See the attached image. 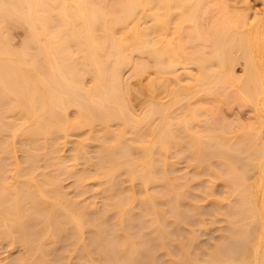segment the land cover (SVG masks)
Returning a JSON list of instances; mask_svg holds the SVG:
<instances>
[{"label": "bare ground", "instance_id": "1", "mask_svg": "<svg viewBox=\"0 0 264 264\" xmlns=\"http://www.w3.org/2000/svg\"><path fill=\"white\" fill-rule=\"evenodd\" d=\"M95 1L0 0V29L8 21H12V24H14L13 22L17 23V25L23 24L21 26H25L27 30L26 45L20 50L10 48L6 38L0 36V110H11V112L15 110L18 114L17 117L15 116L18 118L17 122L13 124L9 123L11 122L10 119L8 121L5 120L8 122L7 126L10 128L8 132L10 133H7V135L9 134L8 136L4 133L3 137H1L2 133H0V138H3V141L5 139L3 143H1L2 139H0V150L2 153L5 152L6 155L9 152L11 153V148L15 144L13 142L16 132L22 129V136L24 135V137L21 139V136L20 140H23V143L28 141L31 145H29L30 147L27 146L26 142L22 143V148L21 145H18L22 150L24 147L23 151L26 153L25 162L27 160V162L32 163L33 161L35 163V158L39 154L36 153L37 155H35L33 145L35 144L34 139H37L39 135L47 138L46 135L52 132H66L71 125L74 127L81 125L91 127L94 121L100 122L102 127H105V130L109 128L103 125H107L105 123L110 119H119L122 121V125L128 123L132 119L130 117L133 114L130 115L132 112L126 105L127 99H125L124 95L126 94L127 86L121 78V70L125 65L131 63L130 54L132 52H137L138 56L140 53L145 54H142L144 59L141 58V54L139 56L142 60V62L141 60L138 62L139 68L134 67L133 69L136 75L147 69L148 62V68L152 64L155 74L167 73L166 71L169 73L168 68L174 69L180 63L193 65L194 71L189 66L187 67L191 69L190 71L182 65L186 69L183 78L187 82H184L183 90L186 91L187 87V91L180 92L186 93L185 95L178 93L180 95L175 98H186L200 91L213 94L216 97L219 95H223V97L230 95L231 98L238 99L241 103L251 104L254 120L247 126L245 124L237 125L242 128V130L240 129L241 132L239 131L236 135L229 136L231 129L225 128L227 126L226 123L221 121L222 124L218 123L219 126L215 124L213 126V118L212 120L210 119V124L204 122L206 120L205 109L203 110L204 113L201 110L204 117L199 114L196 115L198 110L201 109L199 107H196V109L192 108L191 110L193 111H189L190 113L187 110L186 112L189 115L185 116V112L182 118H179L178 115L176 117L179 119L171 117L176 119L175 123L173 119L172 123L169 118L167 120L163 117L159 130L156 129V134H154L155 130L154 132L151 131V139H148L151 142L146 141L147 144H150L145 146L143 145L144 141L140 139V142L139 140L131 142L136 143V147L131 144L133 148H137V145H140L138 148L140 147L139 150L141 149L143 152L140 151L139 153L137 148V153L141 155L138 154L140 156L137 157L140 160H138V163L135 162L137 161L135 160L136 158L130 157L133 158L135 165L129 162L132 160L130 158L126 161V164L129 162L126 167L128 176L131 179L137 177L139 185L142 186L147 185L149 182L156 183L161 177L164 185L161 182H159V185L161 183L160 186H165L166 191L169 190L165 184L166 178L158 175V180L154 174L155 172H153V167L155 166V157H158V160L162 158L160 154H163L165 149L167 150L171 144L173 146L178 144L175 146L176 148L177 146L181 148L184 144L185 148H191L192 155H189V157L191 156L190 158L196 164H200L207 159L217 158L213 162L216 165L215 169H217H214V173L211 170V173L222 178V184L224 187L226 186V190L222 198H213L212 201L220 207V199H228V207L226 206L227 208L223 215L225 216L224 220L229 225L225 228V232L219 235V239L213 242L210 250L204 253L195 252L194 258L187 251L186 254H189L188 257L190 258L187 262L190 263L189 261H191V264H264V0H262L263 7L261 11L254 12L252 17L248 15L246 10L229 6L225 0H222L225 4L219 10L220 15L211 18L212 23L206 22L208 25L201 21V18L205 16V20L206 16H209L208 13L212 10L211 4L214 2L210 0H111L110 2L112 3L110 4L109 2V6L105 0H98L99 2L101 1V3L98 2L99 4L95 3ZM103 3L107 4L104 6ZM145 18L147 19V24L141 25V23H145ZM171 23L172 26H170ZM185 23L188 24L187 28L184 25ZM183 28L186 30L184 34L186 35L184 38L186 41L180 39L183 35H179L184 30ZM181 40L184 42H181ZM145 59L148 61L145 62ZM237 59H241L243 64V74L240 76L233 74V63ZM138 64L136 63L135 65L137 66ZM85 74H90L91 76L92 83L89 86L84 85L83 77ZM161 77L163 78V75ZM161 77L156 78V80H160H157L158 82L150 79L147 83L151 81L153 85L154 82L160 83L163 80L166 83L168 78L167 80H162ZM173 77H175L174 80L179 81L177 79L178 75ZM157 83L154 84L155 86L150 85L151 89L148 86V89L152 90L153 88L154 91V88L159 85ZM162 84L164 83L162 82ZM146 87L145 89L148 90ZM181 87L179 85L178 88L180 89L178 90L181 91ZM154 104L156 106V103ZM154 104L152 105L154 106ZM158 104L160 105H157L158 108L156 106V111L159 107L160 110L163 109L165 111L164 104L159 102ZM152 105L150 107L153 111L155 106L152 108ZM69 106L73 107L76 115L74 123L72 122L71 124L66 113V109ZM148 110H150L149 107L146 112ZM152 111H148L150 112L148 113L149 116L155 115L156 112L152 113ZM163 111L158 112L161 115ZM156 115L159 116L158 113ZM144 117L145 119H143ZM200 117L205 120H202V122ZM133 119L135 118L133 117ZM148 119V117L146 119V116H143L140 120L138 118V121L144 120L142 122H145ZM192 119L204 123L198 124V127L201 126L202 128H191L189 121H192ZM5 121H2V123L0 121V126H2L0 131L2 132H4L3 130L6 127L7 122ZM133 121L131 120L129 123L132 124L131 122ZM159 121H161V117ZM136 124L129 125V127L133 128ZM195 124L197 126L196 122ZM72 126L71 128H73ZM121 128L123 129L124 127ZM121 128L119 129L121 132L118 131L119 133H123ZM101 130L103 131V129ZM105 130L104 132L101 131L100 137V133L96 134L98 139H101V137L102 139L105 138L103 139L104 141L102 139L100 141L102 142V147H100L102 151L100 157L99 155L97 156L99 172L114 168L121 162L119 161L121 160L120 156L124 157L123 151L121 150L122 152H120L118 150L120 148L112 146L113 141L108 142L107 140V136L113 134L112 132L110 134L106 133L105 137L102 136L105 135ZM108 131L106 130V132ZM261 131L263 134L260 137ZM118 132L117 134H119ZM173 142H176V144L174 145ZM127 145H124L122 149H127ZM131 145L129 146L131 147ZM185 148L183 147L181 150ZM114 151H117V154ZM10 153L7 156H12ZM156 153L158 156L154 155ZM130 154L127 155L131 156ZM151 154L154 155L155 160ZM159 161L161 162V160ZM136 163L138 164L137 167L140 165L138 169L134 168L137 165ZM155 164L157 163L155 162ZM27 166L26 169H28ZM1 168L4 167L1 166ZM3 171L4 169L0 170V172ZM47 176L46 174L45 178L41 179L44 186L50 187L52 185V188H49V194L52 196L53 193L56 195L61 193L59 188L56 190V186L59 185L58 181H56V186V183L54 184V180H57L55 175H52L55 179ZM1 183L3 184L4 181ZM12 183H4V189H2L3 185L1 184V189L3 190H1V193L9 192V195L5 194L4 198L0 194L2 197L0 198V213H2L0 224H3V226H0V235H3L4 238L9 235V237H12V234L13 236H18L19 240L22 239L21 241H24L25 248L26 246L28 249L34 248L40 251V255L42 254V256L38 254L36 257H31L33 259L31 261L32 264H47L48 260L43 259V255H45L43 253L47 252L48 249L51 250L52 247L43 248L40 245L41 243L38 241H40L41 235L44 233L41 230L43 228L36 230V228H40V225H37L39 224L38 222L35 224L36 228L34 227L33 231L31 228L34 224L28 223L31 225V228H29V225L26 224L27 220L32 218L35 219L34 221L36 219L38 221V217L41 216L39 217L40 221L45 215L44 213H46L45 219L42 220L44 223L41 224L40 221V224L43 227L44 224L54 226V232L58 233L57 237L54 233V240L60 238L59 234L61 232H58L59 229L65 227L67 222H71L69 227L72 228L70 230L75 231H72L75 234V236L73 234L72 236L73 238L76 237L75 240H77V235L81 237L83 233V225L89 222L85 220L84 208H81V211H83L82 215L80 214L81 211L77 210L80 213L75 214V216L78 215V217H75L74 213L69 209H66L68 212L65 210L66 213H63L60 211V202L57 204H55L56 202L52 203V201V204L47 202L45 199L47 194L45 193L44 195L46 191H42L44 188L39 187V184H37L39 181L32 186L28 182H25L26 185L22 183L20 186ZM28 184L30 185L28 186ZM210 186L207 187V190L212 194L213 191L211 190L213 189ZM178 194L177 197L175 196L177 203L179 198L182 199V194ZM171 195L170 191H168L169 198L172 197ZM230 196H234V198L229 199ZM59 197H62L61 194ZM151 197L153 198L150 194L139 197L138 201L140 202V207L142 205L143 210H149L148 205H152L153 202H151ZM63 198L67 205L71 202L66 200L69 198L64 196ZM120 202H115L114 205L118 209V217L116 216L119 222L118 225L124 232L122 240H120L119 236V241L117 239L116 244H114L113 237L111 239L112 243H110V239L106 241L104 238L105 232L101 234L97 231L100 230L98 223H101V229L104 226H102L100 220L97 223L95 219L96 223H93L97 224V226H94V224L93 226L98 227L97 230L94 229L96 235L97 233L98 235L91 238L93 242L91 243L93 245L91 246V248L93 247L92 251L94 250L93 252L97 251L98 253L101 250V254H105V250H107L105 255H109L111 258L109 260L115 261V264H154V258L149 256L150 254L146 252V248H142L144 245L140 246V248L135 245L134 241L131 242L132 239L128 236L129 232L127 233L126 229L128 227L123 223L129 217L126 215L125 204L123 205V202ZM44 204L49 206L45 207L48 210L46 212L44 211ZM197 206L194 204V208L198 210L197 213L200 215L202 212ZM70 208L74 207L71 206ZM40 211L42 215L44 214L43 216H38ZM146 211L145 213L147 214L148 212ZM183 214L184 216L186 215L185 213ZM177 215H180V211L179 214L177 212ZM182 215L180 216L184 220L185 217ZM83 216L84 221H87L86 223L83 222ZM97 218L99 219L100 216H97ZM86 219L88 218L86 217ZM199 219H197V222L200 221L202 223V219ZM65 230L66 228H64ZM158 230H160L159 227ZM160 231L159 234L162 233V236H158L162 239L164 237L163 234L165 235L166 232L162 229ZM114 232L120 233L119 229L117 232L114 229ZM15 236L11 239L8 238L9 240L16 239ZM105 236L107 235L105 234ZM181 244L180 250L186 247L184 243ZM84 249H87V252L83 251L87 254L89 252L88 248L84 247L82 250ZM108 249H112L111 251L113 252ZM185 249H183V252H185ZM112 253L113 255H110ZM151 256L153 255L151 254ZM191 258H193V261ZM48 264L53 263L48 261ZM170 264L178 263L173 261Z\"/></svg>", "mask_w": 264, "mask_h": 264}, {"label": "rangeland", "instance_id": "2", "mask_svg": "<svg viewBox=\"0 0 264 264\" xmlns=\"http://www.w3.org/2000/svg\"><path fill=\"white\" fill-rule=\"evenodd\" d=\"M95 1V0H94ZM111 0H105V2H107L106 4L109 6V2ZM113 1V0H112ZM211 2L214 1L211 4V11L209 14V16L205 18L204 17L201 18V21H203L204 23L208 22L210 23L212 20L211 18L216 17L218 15H220L219 10L220 8L225 4L222 0H210ZM98 3L99 1H95V3ZM210 2V3H211ZM225 2L227 4H229V6H234L238 9H244L247 11L248 15L250 17L253 16L254 12H260L262 7H263V3L262 0H225ZM101 3V1L99 2ZM98 3V4H99ZM112 2H110L111 4ZM209 3V4H210ZM104 6L106 5L105 3H103ZM107 7V6H106ZM145 23H141V25H146L147 24V19L145 18L144 20ZM14 24H12V21H8L4 26L1 27L0 29V36L1 37H5L10 48L15 49V50H20L23 47H25L26 45V40H27V30L25 26H21V25H17V23L13 22ZM208 23H206V25H208ZM212 23V22H211ZM185 27L188 25L187 23L184 24ZM205 25V24H204ZM9 26V27H8ZM170 26H172V23L170 24ZM187 28V27H186ZM184 29V28H183ZM185 29L182 30V33L180 32V39H184L186 35L185 34ZM184 42L186 41V39H184ZM141 54V53H140ZM139 54V56L141 55ZM145 55V54H144ZM144 55L141 56V58L144 59ZM138 56L137 52H132L130 54V62L128 65H125L122 70H121V78L123 80V82L125 83V85L127 86V90H126V94L125 99H127V107L130 108V115H132L131 120L134 122H131L133 125L136 124V126L133 128L131 127L132 124H130L129 122L131 120H129V124L126 123L125 125H122V121L117 119H110L108 120L107 125H103L108 127V131L106 132V130L104 129L105 127H102V124L100 122L94 121L92 126L89 127L87 125H81V126H72L73 128L70 127L67 128L68 130H66V132H52V133L46 135L47 138H44L43 135L38 137L37 135V139L35 138V146L33 145V148L37 151H35V155H37L39 157L36 156L35 158V163H30V162H25V151L24 147L23 150L21 149L23 144H28L27 146L31 145V143H29L28 141H25L24 143L20 140V137L22 136L23 130L21 132V130L18 132H16V135L14 137V142L16 144V146L13 148H11V155L12 156H7L5 152V154L0 153V164L2 167V170L4 169L3 172H0V194L1 190L4 189V185L6 184V182L10 183L13 182L12 184H19L17 186H20V184H25L28 182L32 185H34V183L37 181H39V187L42 188V191H46L44 192L47 195H45V199L47 200V202L54 203L55 204L59 203L60 204V211H62L63 213L65 212L66 209H69L70 211H72L75 214L80 213L79 211H81V208L83 209L85 216L89 219L85 220L89 221L88 223H86L87 221H84V216H83V222L86 223V225H83V230H82V235L80 237V235H77V240H75V238H73V236H75V234L72 233L73 230H70L72 228H70V223L67 222V225L65 227H61L64 231V228H66V230L63 232L62 229H59V237L56 240H54L55 235L57 237L58 233H55L54 230L55 228H53V225H48V224H44V227L41 226V224L44 223L45 219V215L46 213H44L43 215L41 214V211L39 212V215H42V219L41 224L39 221V216L38 217V221L36 219V221H34L35 219H28L26 222V224H31L34 226L31 228L29 225L28 227L31 228L33 230V228L35 227V224H37L39 222L40 228H36L37 229H41L44 231V235L42 234L40 242L41 246H43V248H51L48 249L47 252L43 253L45 255H43V259H46L49 261H51V263L53 264H112L115 261H110L109 255H105L107 254V250L106 253L104 251L105 254H101V250L92 251L91 243H93L91 241V238H94L96 235V232L94 231L98 229V227H94L97 226V224H94L93 222H95V219L98 222H102V226H104V228L102 227V229L100 228V224L98 223L99 229L97 230L99 231V233L102 234V232L104 233V238L106 241H109L110 239V243L111 239L113 237V241L114 244L117 243V239L119 241V236H120V240H122V237L124 235V232L120 229V226L118 225V219H116L118 216V209L116 208V206L114 205L115 202H123L124 208L126 209V215H128L129 219L125 220L123 223H125L126 228L127 229V233L129 234L128 236H130V238L132 239V241H134L135 245L138 247H143L142 248H146V252L148 254H150L149 256L151 258H154L155 262L154 264H170V262H176L178 264H184L183 262H187L188 259L190 260V258L188 257V255L190 254L191 257L194 258V254L195 252H200V253H204L208 250L211 249L213 242H216L219 239V235L223 232H225V228L229 225V223L224 220L225 216L223 215V212L226 210V208L228 207V199L227 198H223L220 199L221 201L219 202V205L221 203V206L219 207L218 205H215L216 203H214L212 201L213 198H222V196L225 194V190H226V186H223V181L222 178L212 175V173H214V169H215V162L217 158H211V159H207L206 161L201 162L200 164H196L190 157L189 155H192L189 147L185 148V144L183 145V147L185 149H182L183 147H179L177 146V148L175 147L176 142H173L175 146H173V144L169 145L167 150L165 149V152L161 155L162 158H160L159 160H161V162L157 159L158 157H155L156 159V163L154 162V167H153V172H155V176L157 177L159 176H163L166 178V186L168 187L169 190L166 191V189L161 185V183L163 184V181L161 180V177H157V179L159 181H157L156 183H147V185L142 186L139 185V180H137V177H133V179H131L130 176H128V172H127V166L130 163H132L133 165H135V162L138 163L137 157H140L141 155L139 154L140 151L143 152L141 149L139 150L137 145V148L139 150V153L137 148H135L136 143H131V142H135L136 140H142L144 141V144L146 146V141L150 138L151 139V131L154 132V134H156V129L159 130L158 128L160 127V125L162 124V120L163 117H165L166 119L169 118L170 121H172V119L174 120V123L176 122V119L182 118V116L185 114V112L188 110L189 111H193L191 110L192 108L199 107L201 109H197L198 112L201 113V110L203 112L204 110V115L206 116V120H205L203 116V113H196V115H200L202 117H200L201 121L205 120V123H209V121L213 120L214 122H212V125L214 126V124L216 126H219V124H222L223 122L226 123L227 126H225L226 129L230 128L231 132L228 134L229 136H233L236 135L237 133H239L240 129L242 130L241 127H238L241 124H245L246 126L251 122L253 119V111L251 109V104L250 103H241L240 101H238V99L235 98H231V96H224L223 95H219V96H215L213 94H209L207 92H196V94L194 93V95L192 96H187L186 98H175L177 96H179L180 94L185 95L184 93H180L182 91H184V82H186V79H184L183 77L185 76V70L188 68V70L190 71L193 68V65H189V64H177L174 69H169V73L168 71H166V69L164 68V70L167 73H163V74H155L154 70L152 68V64L150 66V68H148L147 65V69L144 71H141V73L138 75L135 74V72L133 71L134 67H138L139 68V60L140 57ZM146 57V56H145ZM144 61V60H143ZM148 61L145 59V62ZM142 62V60H141ZM140 62V63H141ZM138 64L137 66L135 64ZM142 64V63H141ZM233 74L235 76H240L243 74V64L240 60H236L235 63H233ZM186 67V69L183 66ZM189 66V67H187ZM155 68V67H154ZM136 70V69H135ZM163 70V71H164ZM173 70V71H170ZM185 71V72H184ZM134 72V73H133ZM157 72V71H156ZM184 72V74H183ZM159 73V72H158ZM135 74V75H134ZM165 74V75H164ZM167 74V75H166ZM159 75H163V78ZM174 75H177L180 77H177V80H174L175 77H173ZM166 78H165V77ZM90 74H85L83 77V81H84V85L85 86H89L92 83V80L90 78ZM161 77L162 80L168 78V80L165 83V80L161 81L160 83H157L159 79L156 80V78ZM156 80L157 87H155L154 91L153 88L151 89L150 85H152L151 81H149L148 83H151L149 85H147V81L148 80ZM153 81V82H154ZM160 81V80H159ZM177 81V82H175ZM189 81V80H187ZM162 82L164 84H162ZM154 82V84H156ZM152 86H155V85ZM182 84V85H181ZM147 85V87H146ZM180 86L181 87V91L178 90L180 88H178ZM150 88H149V87ZM145 87L148 89L146 90ZM186 87V84H185ZM179 92H178V91ZM187 91V87L185 89ZM151 91V92H149ZM184 91V92H186ZM189 92V91H188ZM187 92V93H188ZM148 93V94H147ZM150 93V94H149ZM180 93V94H178ZM181 95V97H182ZM188 95V94H187ZM216 97V98H215ZM218 98V99H217ZM159 103H163L166 107H164V110L161 109L160 107L159 109L156 111V109L158 108V106L160 104ZM156 103V106L155 104ZM154 104L155 109H153V111L151 110V105ZM152 105V108L154 107ZM1 107V106H0ZM149 107L150 110L148 111H152V113H154V111L156 112L155 115L151 113L152 116H149L148 113L150 112H146L147 108ZM191 107V108H190ZM162 108V107H161ZM188 108V109H187ZM190 108V109H189ZM194 109V110H195ZM196 110V111H197ZM163 111L165 112L163 114V112H161V115L159 112ZM194 111V112H196ZM188 112H186V115L188 114ZM66 113H67V117H68V121L70 122V124L75 121V114H74V109L72 106H69L66 109ZM159 114L156 115V114ZM190 113V112H189ZM147 114V115H146ZM0 121L2 123V121L5 120H11V122L9 123H15L17 122L16 118L18 116L17 112L15 110H13L11 112V110L7 111V110H0ZM129 115V116H130ZM179 118H177L178 116ZM189 115V114H188ZM195 115V116H196ZM16 116V117H15ZM146 116L149 118L147 121L142 122L144 120H141V122L138 121L143 117ZM177 116V117H176ZM181 116V117H180ZM133 117L135 119H133ZM141 117V118H140ZM161 117V121H159V118ZM171 117H176V119L171 118ZM16 118V120H15ZM197 119V116L195 117ZM215 118V119H214ZM145 119V117L143 118ZM199 119V117H198ZM211 119V120H210ZM168 120V119H167ZM5 121V122H7ZM196 120L195 119L192 121L190 120V126L193 129H197V128H202L201 126L198 127V124H204L201 123V121ZM202 121V122H203ZM216 121V122H215ZM222 121V123H221ZM121 125H120V123ZM136 122V123H135ZM195 122L197 123V126L195 124ZM173 123V121H172ZM219 123V124H218ZM250 123V124H251ZM3 124L5 125V123L3 122ZM8 122L6 123V127L5 130H3L4 132L0 131L1 137H3L4 133L7 135L8 129L10 131V128H8L7 126ZM101 124V126H100ZM210 124V123H209ZM129 125H131L129 127ZM238 125V126H237ZM2 128V126H0ZM103 129V131L100 129ZM121 127H124L123 129ZM238 127V128H237ZM122 129L123 133H119L121 132V130L119 131V129ZM245 128V127H244ZM229 129V131H230ZM105 130V135H102L103 137L106 136V133L110 134V132H112L113 134L108 135V142H112V146H116L120 152L123 151V155L124 157L122 158V155L120 156L121 162H119V164L117 166H114V168L110 169V170H104L102 172H99L98 170V163L99 161H97V156L101 154L100 147H102V142L101 139H98L97 137V133H100L99 137L101 136V133L104 132ZM102 131V132H101ZM119 131V132H118ZM21 132V133H20ZM117 132L119 134H117ZM152 132V133H153ZM241 132V131H240ZM262 132V131H261ZM55 133V134H54ZM19 134H21L19 136ZM117 134V136H116ZM263 132L261 134H259V136H262ZM9 135V134H8ZM7 135V136H8ZM119 135V136H118ZM123 135V136H122ZM45 136V137H46ZM51 136V137H50ZM116 136V138H115ZM121 136V137H120ZM260 136V137H261ZM5 137V136H4ZM24 135L22 136L21 139H23ZM49 137V138H48ZM118 137H120V139H118ZM7 138V137H6ZM115 138V139H114ZM3 143L5 141H3ZM105 139V138H103ZM102 139V141H104ZM118 141H117V140ZM25 140V139H24ZM27 140V139H26ZM117 142H116V141ZM139 140V142H140ZM1 141V140H0ZM115 141V142H114ZM121 141V143H120ZM150 140H148L147 142H149ZM123 142V143H122ZM129 142V143H128ZM138 142V141H137ZM151 142V141H150ZM0 143V144H1ZM23 143V144H22ZM34 143V142H33ZM81 143V144H80ZM104 143V142H103ZM107 143V142H106ZM120 143V144H118ZM143 143V142H142ZM172 143V142H171ZM21 145V148L19 145ZM118 144V145H116ZM133 145L135 146L133 148V146L131 145V147L129 145ZM150 144V143H148ZM147 144V145H148ZM101 145V146H100ZM124 145H127V149H122L124 148ZM25 146V145H24ZM78 146V147H77ZM129 146V147H128ZM180 146V145H179ZM30 147V146H29ZM155 148V146H154ZM136 149V151H135ZM189 149V150H188ZM122 150V151H121ZM130 150V151H129ZM118 151V152H119ZM126 153H125V152ZM155 151V150H154ZM157 151V150H156ZM24 152V154H23ZM115 152V151H114ZM131 153V156H128L129 153ZM37 153V154H36ZM153 153V152H152ZM158 153V151H157ZM154 154L155 156H158V154ZM160 153V152H159ZM191 153V154H189ZM115 154H117V151L115 152ZM128 154V155H127ZM140 156H139V155ZM142 154V153H141ZM24 155V158H23ZM126 155V156H125ZM152 155V154H151ZM152 155V157L154 156ZM119 156V153H118ZM128 156V157H127ZM11 157V158H9ZM98 157V158H99ZM136 158L134 162L133 158ZM160 157V156H159ZM132 159L129 162L126 161L128 159ZM154 159V157H153ZM154 159V160H155ZM158 160V161H157ZM140 161V160H139ZM212 161V162H211ZM159 162V164H158ZM194 162V163H193ZM30 163V164H27ZM136 163V164H137ZM28 165V166H27ZM0 166V167H1ZM26 166L28 169H26ZM30 166V168H29ZM138 164L136 166H134L135 169H138L140 167H137ZM157 166V169H156ZM16 168V169H15ZM100 168H101V164H100ZM0 169V170H1ZM217 169V168H216ZM215 169V170H216ZM102 170V168H101ZM100 170V171H101ZM211 170H213V172L211 173ZM106 171V172H105ZM44 172V174H43ZM98 172V173H97ZM127 172V174H126ZM159 172V173H158ZM50 177H52V175H55V178L57 180H54V184L55 186L57 185L58 181V185L56 186V190H60L61 193H59L58 195L54 194L55 196H51V194H49V188L47 185H43L42 184V179L41 178H45L46 174ZM158 173V174H157ZM45 176H43V175ZM157 174V175H156ZM47 176V177H48ZM33 177V178H32ZM53 179H55L54 177H52ZM40 179V180H39ZM35 180V182H33ZM37 180V181H36ZM163 180H165L163 178ZM4 183L2 184L1 182ZM26 182V183H25ZM41 182V183H40ZM159 182L160 185H159ZM35 183V184H36ZM3 186H2V185ZM28 184V186L30 185ZM164 185V184H163ZM211 185V186H210ZM1 186L3 187L1 189ZM30 186V187H31ZM208 186H210L213 190V193L210 194L208 192ZM52 188V187H51ZM3 191V190H2ZM48 191V193H47ZM168 191H170V193L172 194L171 198H169L168 196ZM167 192V193H166ZM5 194H8L6 192H4ZM180 193L182 194L181 198L182 199H178V203L175 201V198L177 197V194ZM5 194H2L3 197L5 196ZM11 194V193H10ZM49 194V195H48ZM61 194L62 197H59ZM146 194H150L151 196H153V198L151 197V202L152 205H148L149 206V210L147 208L148 211L143 210L142 205L140 207V202L138 201L139 197L141 198L143 195ZM200 194V195H198ZM9 195V194H8ZM179 195V194H178ZM69 198L66 199L71 201L69 202V204L67 205V202H65L64 198ZM176 196V197H175ZM179 197V196H178ZM0 198L1 195H0ZM5 198V197H4ZM234 196H230L229 199H233ZM153 199V200H152ZM1 200V199H0ZM117 200V201H116ZM120 202V203H121ZM46 204V202H44ZM47 203V204H48ZM51 203V204H52ZM72 203V204H71ZM1 204V203H0ZM44 204V205H45ZM58 204V205H59ZM71 204V205H70ZM194 204L199 206V210H201V214L199 215L197 212L198 210L194 208ZM45 207H47L48 205H45ZM50 205V204H49ZM127 205V207H126ZM71 206H73L74 208H70ZM86 206V207H83ZM197 206V207H198ZM217 206V207H216ZM227 206V207H226ZM49 207V206H48ZM196 207V208H197ZM77 208V209H76ZM142 208V211H141ZM42 209V210H44ZM59 209V208H58ZM79 210V211H77ZM197 210V211H196ZM45 212L48 210H44ZM69 211V212H70ZM83 211H81V215L83 213ZM148 212L147 214L145 213ZM180 211V215H182L183 213H185L186 215L184 216V214L182 216H184V220L183 217L181 218V216L177 215V212L179 214ZM1 212V211H0ZM59 212V210H58ZM61 212V213H62ZM66 212H68V210H66ZM65 212V213H66ZM72 212H70L72 214ZM150 212V213H149ZM182 212V214H181ZM43 213V211H42ZM62 213V214H63ZM144 213V214H143ZM200 213V211H199ZM60 214V212H59ZM69 214V213H68ZM37 215V214H36ZM73 215V214H72ZM71 215V216H72ZM78 217V215H76ZM75 216V217H76ZM97 216L100 218L98 219ZM117 216V217H116ZM80 217V215H79ZM82 217V216H81ZM127 217V216H126ZM181 219H180V218ZM202 219L200 223L197 222V219ZM1 218H2V213H0V222H1ZM36 218V217H35ZM82 219V218H81ZM180 219V220H179ZM186 219V221H185ZM199 219V220H200ZM30 220V221H29ZM100 220V221H98ZM117 220V221H116ZM151 220V221H150ZM32 221V222H31ZM36 222V223H34ZM46 222V221H45ZM33 223V224H32ZM48 223V222H47ZM69 223V224H68ZM96 223V222H95ZM117 223V224H116ZM50 224V223H49ZM94 224V226H93ZM36 225V226H37ZM65 225V223H64ZM62 225V226H64ZM117 225V227H116ZM0 226H3V224ZM119 226V227H118ZM27 227V226H26ZM73 227V226H72ZM158 227L160 228V230L162 229L164 232H166V234H163V238L161 239L158 235H161L162 233L159 234ZM3 228V227H2ZM1 228V229H2ZM34 228V229H35ZM117 232L118 229L120 231V233H115L114 229ZM27 229V228H26ZM31 229H29L31 231ZM61 230V231H60ZM112 230V231H111ZM129 230V231H128ZM158 230V231H157ZM34 231V230H33ZM191 231H193V237H192V233H190ZM57 232V230H56ZM75 232V231H73ZM158 234H157V233ZM161 232V231H160ZM55 233V235H54ZM12 234V233H11ZM73 234V236H72ZM105 234L107 236H105ZM112 234V235H111ZM118 234V238L116 237V235ZM5 236V235H4ZM10 236V235H9ZM7 236L6 238L3 237V235H0V264H32L31 261L33 260L31 257H36L38 256H42V254L40 255V251L34 249V248H29L26 246L25 248V244H23L24 241L19 240L18 236H15L16 239H12L9 240V238L11 239L12 237ZM93 236V237H92ZM103 236V235H102ZM110 236V237H109ZM158 236V237H156ZM162 236V235H161ZM9 237V238H8ZM18 237V238H17ZM108 237V238H106ZM8 238V239H7ZM80 238V239H79ZM108 239V240H107ZM39 240V239H38ZM93 240V239H92ZM109 243V245H110ZM119 243V242H118ZM134 243H132L134 245ZM185 244L186 248L183 252V249L180 250V244ZM84 244V246H83ZM113 244V245H114ZM181 244V245H182ZM135 246V248H136ZM146 246V247H145ZM148 246V248H147ZM88 248L89 252L86 254L83 251L87 252L85 249L82 250L83 248ZM110 247L112 248V245H110ZM140 247V248H141ZM91 248V249H90ZM139 249V248H137ZM28 250V251H27ZM110 250V252L112 249H108ZM140 250V249H139ZM145 250V249H143ZM148 250V251H147ZM102 251V252H103ZM188 251L189 254H186ZM109 254V252H108ZM151 254L153 256H151ZM110 255H113L110 254ZM109 256V257H108ZM188 257V258H186ZM193 258H191V260L193 261ZM111 259V258H110ZM187 259V260H186ZM114 260V259H113ZM153 260V261H154ZM48 261L46 262L48 264ZM191 264V261H189ZM116 263V262H115ZM114 263V264H115ZM185 263V264H187ZM194 263V262H193Z\"/></svg>", "mask_w": 264, "mask_h": 264}]
</instances>
